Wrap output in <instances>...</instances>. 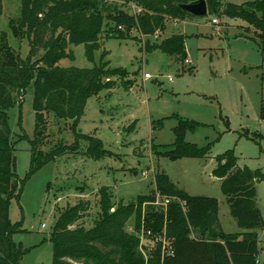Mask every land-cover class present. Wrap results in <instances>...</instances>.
Masks as SVG:
<instances>
[{
  "label": "rangeland",
  "instance_id": "1",
  "mask_svg": "<svg viewBox=\"0 0 264 264\" xmlns=\"http://www.w3.org/2000/svg\"><path fill=\"white\" fill-rule=\"evenodd\" d=\"M249 0H223L241 4ZM0 31L11 48L25 58L29 53L26 37L12 32L10 21L20 16V0H1ZM217 18L218 26L211 24ZM158 41L171 33L185 35L186 60L159 50L146 51L143 45L155 36L136 30L135 39L106 37L89 60L83 45H71L73 57L59 59L62 67L90 68L101 60L110 68L124 70L114 77L115 86L90 96L83 114L73 121L45 115L41 135L35 132L33 84L7 110L14 143L15 173L24 179L18 199L9 201V218L19 222L22 231L12 238L25 249L21 264H52L50 235L57 208L90 201L91 210L82 222L90 226L96 206V193L109 186L115 202L127 203L154 188V173L161 171L190 195L208 196L218 201V221L226 233L241 229L230 214L220 178L213 175L215 157L227 150L237 156V166L260 169L263 178L255 182V201L263 219L256 230L258 262L264 264V52L255 28L242 18L216 15L168 19ZM106 52L104 57L102 53ZM151 78L143 79V73ZM170 78V79H169ZM193 127L183 129L184 141L208 147L204 157L170 159L155 155L154 145L163 151L175 141L181 121ZM101 141L106 151L94 159L85 155L89 141ZM38 138V139H37ZM77 149H70L71 146ZM67 146L39 165L40 160ZM35 169L30 172L32 158ZM143 209V208H142ZM133 215L126 230L133 227ZM132 222V223H131ZM43 225V226H42ZM151 246L150 241H145Z\"/></svg>",
  "mask_w": 264,
  "mask_h": 264
},
{
  "label": "trees",
  "instance_id": "2",
  "mask_svg": "<svg viewBox=\"0 0 264 264\" xmlns=\"http://www.w3.org/2000/svg\"><path fill=\"white\" fill-rule=\"evenodd\" d=\"M189 1L192 0H20V16L11 20L10 25L15 36L28 39V55L21 58L9 46L6 33L0 31V264H21L25 252L12 238L14 233L22 231L21 224L12 222L8 214L9 201L19 198L24 185V179L15 173L14 143L7 114L17 102V96H23L32 82L37 136L41 135L45 115L49 113L73 121L74 128L86 100L103 89L113 88L114 77H124L127 73L110 68L102 58L90 68L59 66L60 58L73 57L69 47L83 45L86 57L93 60L103 38L135 39L132 30L148 37L156 32L161 35L168 19L181 21L191 16L177 7L178 3ZM205 1L209 13L242 18L252 24L264 52V0L241 4ZM131 4L140 11L133 13ZM158 36L152 42L148 39L143 49L174 55L182 63L186 60L185 35L171 33L159 41ZM105 54L104 51L102 57ZM193 124L181 121L175 128L173 144L165 146L163 151L154 145L155 155L170 159L204 157L208 147L199 148L184 141L183 129ZM84 136L89 141L86 156L97 159L106 153L98 138ZM65 148L37 165L65 153ZM215 160L213 175L220 178L230 214L245 231L224 232L218 221L216 198L190 195L178 188L166 173L156 171L154 188L127 203L115 202L111 187L101 186L96 193L90 226L80 223L91 210L89 200L81 198L75 204L57 208L50 235L52 264H259L256 230L263 227V219L255 201V182L263 178V172L237 166V156L232 150L217 155ZM33 161L34 157L30 172L35 169ZM156 192L170 198L166 214L152 204ZM180 201L184 202L185 210ZM132 215L137 230L142 222L145 230L154 234L165 227L173 254L162 256L160 243H156L145 261L139 250L138 235L126 230Z\"/></svg>",
  "mask_w": 264,
  "mask_h": 264
},
{
  "label": "built area",
  "instance_id": "3",
  "mask_svg": "<svg viewBox=\"0 0 264 264\" xmlns=\"http://www.w3.org/2000/svg\"><path fill=\"white\" fill-rule=\"evenodd\" d=\"M131 8H132L133 13H135V14L140 11V9L137 8L134 4H131ZM211 24L218 26L219 24H218L217 18H215V17L212 18ZM155 36H157V35H155ZM142 78L143 79H149V78H151V75L149 73L145 72V73H143ZM169 201H170V198L165 197V196L162 197L159 195L158 192H156L155 200L152 202V204L154 206H156L157 208H159V207L161 208V209H156V210H160L166 214V210H167L166 207H167ZM180 204H181L183 210H185L184 209V202L180 201ZM128 231L133 232L136 235H138V237H139V250L141 251L145 261L148 258V253L153 249V247L155 246L156 243H160L162 256L173 254L172 245H171L170 241L168 240V238L166 237V234H165V227L163 228V230L160 233L154 234L150 230H145V228L143 226V222H142L139 230H137L133 225V227H129ZM145 241H150L152 247L147 245Z\"/></svg>",
  "mask_w": 264,
  "mask_h": 264
},
{
  "label": "water",
  "instance_id": "4",
  "mask_svg": "<svg viewBox=\"0 0 264 264\" xmlns=\"http://www.w3.org/2000/svg\"><path fill=\"white\" fill-rule=\"evenodd\" d=\"M177 7L191 16H205L208 11L205 0H192L186 3H178Z\"/></svg>",
  "mask_w": 264,
  "mask_h": 264
}]
</instances>
